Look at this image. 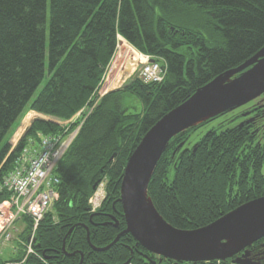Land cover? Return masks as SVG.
<instances>
[{
	"label": "trees",
	"instance_id": "16d2710c",
	"mask_svg": "<svg viewBox=\"0 0 264 264\" xmlns=\"http://www.w3.org/2000/svg\"><path fill=\"white\" fill-rule=\"evenodd\" d=\"M120 39L158 62L163 81L132 80L100 97ZM263 48L264 0H0V186L28 140L67 136L74 126L64 132L56 121L98 101L56 164L57 199L34 232L37 256L21 264H191L154 256L129 234L107 248L125 230V164L159 119ZM26 110L54 120H33L10 152L3 140ZM196 128L169 141L147 184L156 213L180 230L205 227L264 196V131L261 143L249 123L205 134L179 155L170 178L175 151ZM102 182L106 196L91 213L88 200ZM262 246L264 238L225 261L194 264H264Z\"/></svg>",
	"mask_w": 264,
	"mask_h": 264
},
{
	"label": "water",
	"instance_id": "95a60500",
	"mask_svg": "<svg viewBox=\"0 0 264 264\" xmlns=\"http://www.w3.org/2000/svg\"><path fill=\"white\" fill-rule=\"evenodd\" d=\"M230 77H234L233 80L226 82ZM262 94L264 48L241 66L196 90L187 100L159 119L142 137L125 164L119 192L125 230L111 245L122 234H129L140 247L154 256L177 263L194 264L225 261L264 238V196L242 204L205 227L191 231L172 228L158 213L162 223H154L143 215L140 206L142 194L147 193L151 173L173 137L196 126L198 120L209 111L221 109L220 114H223ZM231 236L249 237L251 241L231 254L218 251L215 246H222ZM231 263L253 264L244 259Z\"/></svg>",
	"mask_w": 264,
	"mask_h": 264
},
{
	"label": "rangeland",
	"instance_id": "374dc122",
	"mask_svg": "<svg viewBox=\"0 0 264 264\" xmlns=\"http://www.w3.org/2000/svg\"><path fill=\"white\" fill-rule=\"evenodd\" d=\"M121 41L123 42V45L125 48L121 47L120 49L119 48L120 44L117 45V49L111 61V64L109 65L106 72L104 73L102 82L97 88L96 92L98 96L103 95L104 91H108V90L114 91V90L120 89L121 87L128 84L129 81L140 80L139 71H140L141 63H139L138 66L134 64V63H138V56L137 57L135 55L133 56V50L135 51V49L130 47L123 40ZM139 54L143 57L142 60L140 61L148 62L151 60L150 57L144 54H141V53ZM152 61L155 63H158L155 60H152ZM233 78L234 77H230L226 82L232 81ZM42 85L43 83L41 84V86ZM40 88H38L37 92L39 91ZM220 113H217L216 115L218 116ZM74 116L71 119L66 120V121H58V120L57 121L55 120V121L57 122L59 126H61V128H67L68 124H72L71 122L73 120H75L74 121L75 123L73 124V125L76 124L75 128L81 127L84 121L76 119V117ZM36 119L54 120L49 117L38 115L34 112H30L26 110L24 114L22 115V117L16 122V124L12 128L10 134H8L3 140V143H6L7 145L10 146V152L16 148L19 141L23 137L25 131L27 130V128H29L31 122ZM211 119L213 118H208L205 121L197 124L194 127L198 126V128L194 129L193 131H191L190 133L186 135L185 139L182 141L180 146L175 151V156H174V159H173V162L170 168V172H169L170 178L172 177L173 167L176 166L179 155L184 150L192 149L205 136V134H207L210 131H215L219 133L225 129H232V128L241 126L245 123H249L252 126L251 131H252V134L254 135L255 140L261 141L262 143V133L264 131V94H262L255 100L243 106L235 107L231 110H228L227 112L219 115L218 117L214 118L212 121L208 122ZM69 134L70 135L68 136H71L74 134V132H70ZM5 160L0 165V168H3L4 166L3 163H5ZM0 189L4 190L3 186H0ZM104 190H105V182H102L99 185H97L94 193H96L95 195L102 194L103 197L105 198L106 193L103 192ZM56 199H57V194H56V197L54 198V201H56ZM11 200H12V195L10 194V198L8 202L5 205H3L5 202L0 205V232H1L0 233V264L5 263L6 261L7 262L11 261L14 257H17L22 252L24 253V255L22 257L21 262L18 264L23 263L28 256H31V257L37 256L36 254H34V250L32 249V244L34 242V232L37 229L39 223L42 221V219L35 222L27 218L24 219L20 217H15V211L13 210L12 207H10ZM88 207L91 213L95 212V211H92L93 208L91 207L90 203H88ZM29 228H31L30 235L27 241L23 242L24 240L22 236L24 232L29 230ZM6 232H8L7 239L5 236ZM24 243L26 244L25 248L23 247ZM28 248L31 249L32 252L29 253ZM260 253L264 255V246L261 247ZM5 264H8V263H5Z\"/></svg>",
	"mask_w": 264,
	"mask_h": 264
},
{
	"label": "built area",
	"instance_id": "2783aa9c",
	"mask_svg": "<svg viewBox=\"0 0 264 264\" xmlns=\"http://www.w3.org/2000/svg\"><path fill=\"white\" fill-rule=\"evenodd\" d=\"M134 55L138 56V62L143 58L133 50ZM139 63H141L139 71L141 82L144 84H157L163 81L165 71L159 63H151L150 61H140ZM96 104L97 101L84 106L74 117L85 121ZM74 121L71 122L72 124H68L64 132H67L71 126L76 127V124L73 125ZM79 128L73 129L71 132H74V134L71 136H68L70 134L65 137L39 135L37 141L28 140L20 156L14 161L13 168L3 179L2 184L3 188L12 195L10 207L15 211V217H26L36 222L43 219L44 215L51 209L56 197L55 187L59 183L58 178L53 175V171L69 148ZM95 194L88 200L93 208L92 211L99 208L104 198L102 194ZM5 236L7 239L8 232ZM28 250L29 253L32 252L31 249L28 248Z\"/></svg>",
	"mask_w": 264,
	"mask_h": 264
},
{
	"label": "bare ground",
	"instance_id": "6f19581e",
	"mask_svg": "<svg viewBox=\"0 0 264 264\" xmlns=\"http://www.w3.org/2000/svg\"><path fill=\"white\" fill-rule=\"evenodd\" d=\"M220 110L221 109H215V110L207 112L201 119L198 120V122L196 124H199V123L205 121L208 118L214 117L217 113L221 112ZM7 202H5L3 205H5ZM140 206H141V211H142L143 215L147 219L151 220L154 223H160V224L162 223L161 219L159 218V216L157 215L156 211L154 210V208H153V206H152V204H151L146 192H144L142 194V198H141V201H140ZM22 218H24V217H22ZM250 241H251V238H249V237L231 236V237H229V238H227L225 240V242H224V244L222 246H220V247L219 246H215V247H216V249L218 251H220L222 253L231 254V253H234V252L238 251L243 246L248 245L250 243ZM111 246L112 245H109L107 248H109Z\"/></svg>",
	"mask_w": 264,
	"mask_h": 264
},
{
	"label": "crops",
	"instance_id": "0c3cea01",
	"mask_svg": "<svg viewBox=\"0 0 264 264\" xmlns=\"http://www.w3.org/2000/svg\"><path fill=\"white\" fill-rule=\"evenodd\" d=\"M108 91H112V90H108ZM108 91H104L103 95L106 94Z\"/></svg>",
	"mask_w": 264,
	"mask_h": 264
}]
</instances>
